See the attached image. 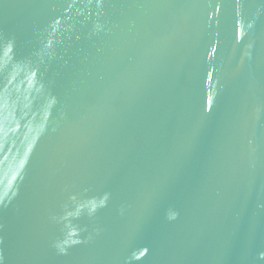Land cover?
Returning <instances> with one entry per match:
<instances>
[{"label":"water","instance_id":"obj_1","mask_svg":"<svg viewBox=\"0 0 264 264\" xmlns=\"http://www.w3.org/2000/svg\"><path fill=\"white\" fill-rule=\"evenodd\" d=\"M0 264H264V0H0Z\"/></svg>","mask_w":264,"mask_h":264}]
</instances>
